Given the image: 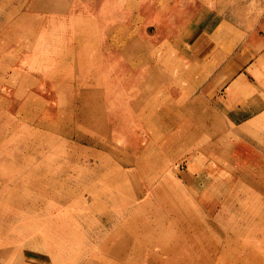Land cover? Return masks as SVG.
Instances as JSON below:
<instances>
[{
    "label": "rangeland",
    "instance_id": "374dc122",
    "mask_svg": "<svg viewBox=\"0 0 264 264\" xmlns=\"http://www.w3.org/2000/svg\"><path fill=\"white\" fill-rule=\"evenodd\" d=\"M246 49L264 0H0V264H264Z\"/></svg>",
    "mask_w": 264,
    "mask_h": 264
},
{
    "label": "crops",
    "instance_id": "0c3cea01",
    "mask_svg": "<svg viewBox=\"0 0 264 264\" xmlns=\"http://www.w3.org/2000/svg\"><path fill=\"white\" fill-rule=\"evenodd\" d=\"M246 50L248 53L246 52ZM246 50V53L243 52V54L240 55H249V57H252V59L249 58L247 60L248 62L252 60V64L250 66H254L255 69H257L258 71H262L264 74V51H259L258 49H256L257 51H255V53H252L249 49ZM241 64L243 66V61ZM231 65L232 62H229L228 65H226L224 72H227L228 68ZM242 80L244 85L247 83L246 89H249L252 86V79H250V76L248 74L242 73L238 81L241 82ZM238 81L230 82L229 86L226 88L221 97L219 95L221 93V90L216 93V95L213 94L215 96L214 101L216 102L218 107H220L228 114V118L232 123H238L242 120L246 121L247 119L253 118L264 111V91L262 92V96L260 98L255 99L256 101H253L249 106H246L243 103L242 96L239 95L242 92L239 90L241 87H239L240 83L237 84ZM204 87L205 89L203 88V93L205 95L207 93H211V91L215 88V86L213 85V81L206 84ZM238 99H240L241 101H238ZM238 103H240V105Z\"/></svg>",
    "mask_w": 264,
    "mask_h": 264
}]
</instances>
